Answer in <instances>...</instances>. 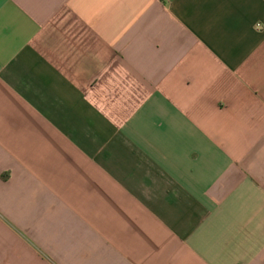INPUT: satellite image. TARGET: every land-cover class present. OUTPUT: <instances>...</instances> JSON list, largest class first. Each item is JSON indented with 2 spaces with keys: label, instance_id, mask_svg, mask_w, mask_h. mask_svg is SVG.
<instances>
[{
  "label": "crops",
  "instance_id": "0c3cea01",
  "mask_svg": "<svg viewBox=\"0 0 264 264\" xmlns=\"http://www.w3.org/2000/svg\"><path fill=\"white\" fill-rule=\"evenodd\" d=\"M0 264H264V0H0Z\"/></svg>",
  "mask_w": 264,
  "mask_h": 264
}]
</instances>
